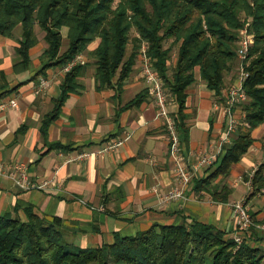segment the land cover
<instances>
[{
  "label": "trees",
  "instance_id": "1",
  "mask_svg": "<svg viewBox=\"0 0 264 264\" xmlns=\"http://www.w3.org/2000/svg\"><path fill=\"white\" fill-rule=\"evenodd\" d=\"M246 25L254 43L241 60L239 34ZM18 27L22 40L17 66L29 67L31 50L38 43L36 29L46 43L40 56L46 63L37 77L50 67L63 68L97 41L91 52L96 80L118 93L146 44V55L177 106L174 116L182 145L189 136L187 90L197 75L219 99L241 71L247 73L243 87L248 101L242 107L244 117L238 133L225 154L207 169L212 172L195 181L197 192L228 202L231 193L215 188L213 182L229 175L256 141L254 130L264 124V0H0V37L11 36ZM63 29L68 40L64 52ZM88 63L63 76L61 96L43 120L44 135L80 87L78 78ZM232 70V80H228ZM145 96H136L121 109L138 107ZM252 185L247 203L264 190V163L259 165ZM25 213L26 220L12 213L0 214V264H264V250L252 244L257 239L255 227L240 245L213 225L193 221L154 224L134 236L116 234L110 245L80 249L66 243L62 219L42 217L33 207ZM250 214L260 223L256 214Z\"/></svg>",
  "mask_w": 264,
  "mask_h": 264
},
{
  "label": "crops",
  "instance_id": "2",
  "mask_svg": "<svg viewBox=\"0 0 264 264\" xmlns=\"http://www.w3.org/2000/svg\"><path fill=\"white\" fill-rule=\"evenodd\" d=\"M18 28L19 33L0 37V102L15 99L18 103L17 108H0V163L7 167L27 165L29 179L45 186L23 189L8 175H0V214L12 213L26 220L25 209L33 207L42 217H58L63 221L66 243L80 249L110 245L116 234L134 236L154 224L198 221L224 231L227 237L234 235L237 225L230 204L247 198L253 190L254 175L264 163V124L254 130L256 141L232 166L229 175L234 178L220 176L213 182L215 188L231 193L228 202L214 201L208 193L195 190V181L212 172H207L210 165L195 172L183 198L165 202V196L180 187L175 176L178 163L170 155L163 121L140 77L141 62L137 61L133 76L118 93L97 82L91 52L98 42L91 43L84 53L89 63L78 78L80 87L69 96L44 135L43 120L55 109L64 75L62 68L50 67L37 77L46 63L40 58L46 48L44 35L40 37L37 29L38 43L31 50L29 67L17 66L21 61L17 48L22 40ZM65 35L67 30L63 29ZM93 65L95 68L90 69ZM41 78L49 80V87L36 93ZM227 79L232 80V76ZM230 85L241 86L240 76ZM187 93L189 136L183 148L192 164L219 139L227 125L213 108L214 92L198 75ZM140 94L146 95L142 104L121 109ZM169 109L177 113L176 104ZM23 126L26 128L20 132ZM117 140L123 143L116 150L100 153ZM226 146L229 144L221 148L219 157L225 154ZM84 153L88 157L78 159ZM240 191L242 196L237 197ZM255 197L257 201L250 202ZM255 197L248 206L262 224L264 190ZM256 230L257 239L252 244L264 250V235Z\"/></svg>",
  "mask_w": 264,
  "mask_h": 264
},
{
  "label": "built area",
  "instance_id": "3",
  "mask_svg": "<svg viewBox=\"0 0 264 264\" xmlns=\"http://www.w3.org/2000/svg\"><path fill=\"white\" fill-rule=\"evenodd\" d=\"M249 25H246L239 34L238 56L244 60L248 54L249 48L254 43V35L249 31ZM147 45L144 44L140 54L139 61L141 62L140 77L144 85L147 87L150 95L153 97L157 109V116L162 119L167 144L170 155L178 163L175 170V176L179 182V189L170 192L164 198L165 202L175 201L183 198L185 190L192 183L195 172L203 166L211 165L221 152L224 145L232 144L234 136L238 133L241 121L244 117L242 110L243 105L248 101L247 93L243 87L244 80L247 73L241 71L239 74L242 81L241 86L230 85L223 91V96L217 98L213 104V108L217 111L226 122L225 131L220 134L217 141L212 142L207 152L204 155L198 154L197 161L189 164L188 156L184 151L180 134L178 133L176 118L174 113L170 111V106L175 103L170 99V96L165 88V84L161 76L154 70L150 59L146 55ZM84 53L75 56L67 65H65L61 72L63 75L71 71L78 65H85L87 63ZM49 87V80L41 78L35 90L36 93L44 92ZM17 108L18 103L15 99L4 100L0 102L1 109ZM122 140L112 141L100 151L101 154L110 153L120 145ZM196 156V155H193ZM88 154H81L78 159L84 160ZM0 175H8L14 179L16 183L23 189H43L45 183L32 182L29 179L27 165L15 163L7 167L4 163H0ZM235 218L237 230L232 236L233 240L240 245L244 238L251 232L252 228L259 230L264 235V223H256L250 214V208L246 202V198H242L230 204Z\"/></svg>",
  "mask_w": 264,
  "mask_h": 264
},
{
  "label": "rangeland",
  "instance_id": "4",
  "mask_svg": "<svg viewBox=\"0 0 264 264\" xmlns=\"http://www.w3.org/2000/svg\"><path fill=\"white\" fill-rule=\"evenodd\" d=\"M18 29H20V28H18ZM37 31H38V33L40 34V37H42L43 36V33H41L38 29H37ZM14 33H19V30H15L14 31ZM68 48V40H67V38H66V35L64 36V41H63V44H62V52H64L66 49ZM92 68H90V69H94L95 67H94V65L93 66H91ZM236 68H234V70H235ZM234 70H232V72H231V74H228V77L229 76H232V74L234 73ZM236 72V71H235ZM133 76V73H132V75H131V77ZM130 77V78H131ZM237 77V76H236ZM129 78V79H130ZM128 79V80H129ZM227 82L229 83V81L227 80ZM129 98V97H128ZM130 99V98H129ZM215 102V101H214ZM228 177H232V179L234 178L233 177V174H231V175H229ZM242 196V191H240V193H238L237 194V197H241ZM259 199H261V198H259ZM255 201H257V198L255 197V199H252L250 202H255ZM261 201H263L262 199H261ZM264 203V202H263Z\"/></svg>",
  "mask_w": 264,
  "mask_h": 264
}]
</instances>
